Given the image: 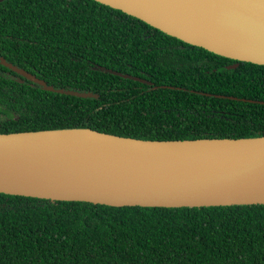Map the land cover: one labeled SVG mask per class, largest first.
I'll list each match as a JSON object with an SVG mask.
<instances>
[{"label": "trees", "instance_id": "1", "mask_svg": "<svg viewBox=\"0 0 264 264\" xmlns=\"http://www.w3.org/2000/svg\"><path fill=\"white\" fill-rule=\"evenodd\" d=\"M0 56L56 88L99 94L44 90L0 62V133L264 135V65L229 68L234 60L96 0L0 2ZM0 264H264V204L111 206L0 193Z\"/></svg>", "mask_w": 264, "mask_h": 264}, {"label": "water", "instance_id": "2", "mask_svg": "<svg viewBox=\"0 0 264 264\" xmlns=\"http://www.w3.org/2000/svg\"><path fill=\"white\" fill-rule=\"evenodd\" d=\"M96 1L191 45L264 65V0ZM0 62L44 90L99 96L56 88L3 56ZM94 69L152 83L104 66ZM222 142L235 146L232 154L217 156L205 146ZM0 193L111 206L264 204V135L163 140L90 127L0 133Z\"/></svg>", "mask_w": 264, "mask_h": 264}, {"label": "bare ground", "instance_id": "3", "mask_svg": "<svg viewBox=\"0 0 264 264\" xmlns=\"http://www.w3.org/2000/svg\"><path fill=\"white\" fill-rule=\"evenodd\" d=\"M185 1H181L183 3ZM206 148L212 151L215 155L217 156H227L232 154L234 145L227 143V142H222L218 144H205ZM238 149H242L244 145L241 146H236Z\"/></svg>", "mask_w": 264, "mask_h": 264}, {"label": "flooded vegetation", "instance_id": "4", "mask_svg": "<svg viewBox=\"0 0 264 264\" xmlns=\"http://www.w3.org/2000/svg\"><path fill=\"white\" fill-rule=\"evenodd\" d=\"M229 59H230V58H229ZM232 60H233V59H232ZM240 62H242V61L234 60V62L231 63V64H229V65H227V67H229V68H236V67L239 66ZM234 64H237V66H236V67H231V66L234 65ZM263 78H264V77H263ZM247 100L250 101V100H253V99H247ZM254 101H256V100H254ZM253 125H256V124H253ZM262 131H264V130H262Z\"/></svg>", "mask_w": 264, "mask_h": 264}]
</instances>
